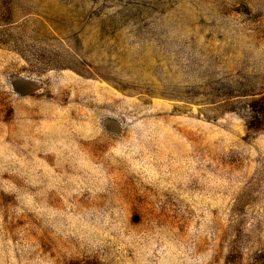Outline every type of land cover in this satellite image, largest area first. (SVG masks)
Here are the masks:
<instances>
[{
    "label": "rangeland",
    "instance_id": "rangeland-1",
    "mask_svg": "<svg viewBox=\"0 0 264 264\" xmlns=\"http://www.w3.org/2000/svg\"><path fill=\"white\" fill-rule=\"evenodd\" d=\"M0 264H264V0H0Z\"/></svg>",
    "mask_w": 264,
    "mask_h": 264
}]
</instances>
